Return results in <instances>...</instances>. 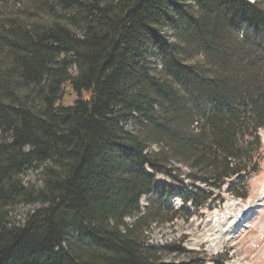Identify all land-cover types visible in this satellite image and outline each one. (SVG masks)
Instances as JSON below:
<instances>
[{"label": "trees", "instance_id": "16d2710c", "mask_svg": "<svg viewBox=\"0 0 264 264\" xmlns=\"http://www.w3.org/2000/svg\"><path fill=\"white\" fill-rule=\"evenodd\" d=\"M260 4L0 0V264H169L184 251L153 227L244 201L264 159Z\"/></svg>", "mask_w": 264, "mask_h": 264}, {"label": "rangeland", "instance_id": "374dc122", "mask_svg": "<svg viewBox=\"0 0 264 264\" xmlns=\"http://www.w3.org/2000/svg\"><path fill=\"white\" fill-rule=\"evenodd\" d=\"M247 1H259L264 7V0ZM71 100L73 96L66 97L64 103L70 104ZM260 137L264 154V133L261 132ZM23 181L39 186V171L28 170ZM164 181L162 176L157 178L158 183ZM220 196L222 201H211L205 208L191 210L190 215L183 213L170 223L152 228L153 243L177 245L184 251L168 255L165 263L196 261L201 264L204 260L202 264H264V159L258 175L247 185L245 201L234 199L224 191ZM171 202L175 207L180 203L178 197ZM37 208L38 205L20 206L12 213V219L23 223L28 213ZM246 208H251V212ZM238 214L246 216L242 215L238 226L232 228Z\"/></svg>", "mask_w": 264, "mask_h": 264}, {"label": "bare ground", "instance_id": "6f19581e", "mask_svg": "<svg viewBox=\"0 0 264 264\" xmlns=\"http://www.w3.org/2000/svg\"><path fill=\"white\" fill-rule=\"evenodd\" d=\"M260 5H261V4H260ZM191 195H192V194H191ZM253 199H254V198H253ZM213 203H214V202H213ZM246 209H249V210H250L251 208H246ZM251 210H252V209H251ZM251 210H250V212H251ZM242 215L246 216L245 214H238L236 220H235L234 223H233L232 228H236V227L238 226V224H239L238 217H239V216H242ZM244 216H243V217H244Z\"/></svg>", "mask_w": 264, "mask_h": 264}]
</instances>
